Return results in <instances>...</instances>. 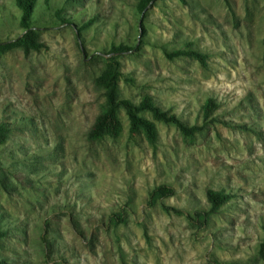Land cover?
I'll return each instance as SVG.
<instances>
[{
  "label": "rangeland",
  "instance_id": "374dc122",
  "mask_svg": "<svg viewBox=\"0 0 264 264\" xmlns=\"http://www.w3.org/2000/svg\"><path fill=\"white\" fill-rule=\"evenodd\" d=\"M21 19L0 0V45ZM31 24L40 50L0 46V264H264V0H35ZM115 61L119 98L204 128L145 112L155 139L132 136L120 109L119 136L91 139ZM161 185L176 194L151 204ZM209 190L233 197L203 230L165 209L207 210Z\"/></svg>",
  "mask_w": 264,
  "mask_h": 264
},
{
  "label": "trees",
  "instance_id": "16d2710c",
  "mask_svg": "<svg viewBox=\"0 0 264 264\" xmlns=\"http://www.w3.org/2000/svg\"><path fill=\"white\" fill-rule=\"evenodd\" d=\"M16 5L22 11L21 25L25 29L24 34L14 40H10L1 44V50H12L18 46H23L25 52L29 53L31 50H40L44 45L42 42L37 41V34L31 24V18L34 13L35 0H15ZM142 10H145L144 6H141ZM65 24H68L66 20H63ZM78 35H81V30L79 29ZM138 47L133 46H114L110 52L112 59H116L123 54H129L135 51ZM114 56V57H113ZM189 56L197 59L202 64L207 63V55L198 53L196 51H175L169 53V58H177ZM116 67L114 69H109L104 71V73L98 78L97 84L106 89V99H107V109L102 112L97 119L90 132L91 139L101 138L104 134H108L113 137L119 136L122 124L119 119L118 112L120 109H124L128 115L129 122L131 123L130 133L133 136L140 129H144L151 140L155 139V125L152 121H149L142 117V113L149 112L152 113L156 120L163 121L165 123H172L176 125L180 131L185 136H191L196 132L204 128L203 125H187L183 123L175 114H170L169 112L163 111L153 103L150 98H145L139 104L133 103L129 99H123L118 97L119 85L122 79V73L119 71V64L115 61ZM218 105L211 100L206 107L205 113V123L209 121H216L212 117L213 113L217 109ZM10 129L4 125L0 124V142L8 137ZM176 194L174 187L168 185H161L155 188L151 193V204L159 198L171 197ZM233 197L232 194L226 193L224 191H213L209 190L207 193L208 202L210 204L209 209L202 210L197 209L193 213H187L182 209L171 208L166 206V210L170 212L171 210L179 215H185L190 222L198 229L203 230L209 223L212 215L217 214L222 206ZM116 218V223L121 224L125 222L123 216L114 215ZM7 235V232L0 227V240ZM261 255L264 258V242L261 245ZM215 264H225L218 263Z\"/></svg>",
  "mask_w": 264,
  "mask_h": 264
}]
</instances>
